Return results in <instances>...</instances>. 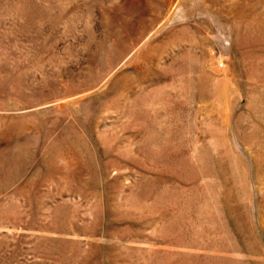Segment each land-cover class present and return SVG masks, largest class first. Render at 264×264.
I'll list each match as a JSON object with an SVG mask.
<instances>
[{
    "label": "rangeland",
    "instance_id": "rangeland-1",
    "mask_svg": "<svg viewBox=\"0 0 264 264\" xmlns=\"http://www.w3.org/2000/svg\"><path fill=\"white\" fill-rule=\"evenodd\" d=\"M0 264H264V0H0Z\"/></svg>",
    "mask_w": 264,
    "mask_h": 264
}]
</instances>
